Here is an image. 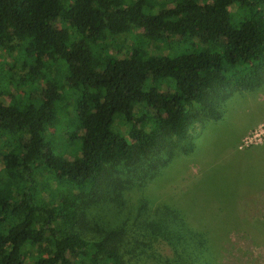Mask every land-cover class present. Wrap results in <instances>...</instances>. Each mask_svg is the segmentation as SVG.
<instances>
[{
  "label": "trees",
  "instance_id": "16d2710c",
  "mask_svg": "<svg viewBox=\"0 0 264 264\" xmlns=\"http://www.w3.org/2000/svg\"><path fill=\"white\" fill-rule=\"evenodd\" d=\"M136 30L127 51L113 43ZM9 50L37 89L9 93ZM0 64V264H164L157 240L175 263H211L220 243L179 210L136 211L123 195L189 153L188 131L233 93L264 85V0H0ZM246 197L257 229L264 192ZM99 204L134 212L129 230L91 227ZM255 233L241 238L256 247Z\"/></svg>",
  "mask_w": 264,
  "mask_h": 264
},
{
  "label": "rangeland",
  "instance_id": "374dc122",
  "mask_svg": "<svg viewBox=\"0 0 264 264\" xmlns=\"http://www.w3.org/2000/svg\"><path fill=\"white\" fill-rule=\"evenodd\" d=\"M120 1L129 5L131 0ZM141 32L136 30L114 37L113 43L127 51L128 45ZM182 50L185 49L179 47L159 52L150 49L148 52L172 57ZM3 55L2 64L7 61L18 82L17 87L10 88V94L15 91L26 93L40 85L39 81L33 88L22 85L28 74L19 69V64L25 62L28 65L26 58L15 50ZM2 64L0 68L6 70L7 66ZM2 77L4 75L0 79ZM220 110L221 116L217 120H205L188 131V142L192 146L189 153L176 154L144 187L125 192L124 201L127 207L135 203L133 209L136 211L143 207L142 203L149 209L163 205L179 210L189 225L207 233L212 244L220 243L218 253L215 252L213 258L210 256L209 264H264V243L261 241L254 247L250 241L241 238L244 228L249 235L256 231L255 235L262 237L264 233V221L257 222V229L252 228V222L244 219L242 213L247 204L246 196L264 192V85L256 90L233 93ZM58 134L60 138L58 136L56 142L64 143V133ZM106 208L102 204L96 212L87 208L85 218L91 227L94 224L106 229L122 226L128 231V226L134 222V212L128 214L125 210L119 217L110 210L104 211ZM238 222L242 224L238 225ZM151 245L164 259V264L175 263L174 254L166 243L157 240ZM139 256L132 262L154 264L151 256ZM175 264L181 263L176 261Z\"/></svg>",
  "mask_w": 264,
  "mask_h": 264
}]
</instances>
